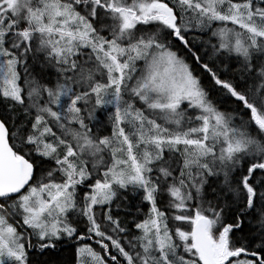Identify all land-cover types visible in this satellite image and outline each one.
Instances as JSON below:
<instances>
[{
    "label": "snow or ice",
    "instance_id": "snow-or-ice-1",
    "mask_svg": "<svg viewBox=\"0 0 264 264\" xmlns=\"http://www.w3.org/2000/svg\"><path fill=\"white\" fill-rule=\"evenodd\" d=\"M63 249L264 264V0H0V264Z\"/></svg>",
    "mask_w": 264,
    "mask_h": 264
},
{
    "label": "trees",
    "instance_id": "trees-1",
    "mask_svg": "<svg viewBox=\"0 0 264 264\" xmlns=\"http://www.w3.org/2000/svg\"><path fill=\"white\" fill-rule=\"evenodd\" d=\"M94 247H97V250H99V246L94 245ZM46 255L50 259L57 260L60 264H63V261L69 260L70 258L74 260V249H63L58 252L46 253Z\"/></svg>",
    "mask_w": 264,
    "mask_h": 264
}]
</instances>
